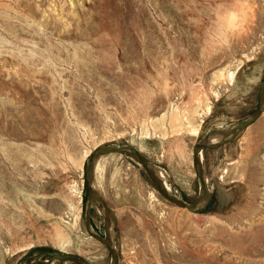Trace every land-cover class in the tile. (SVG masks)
I'll return each instance as SVG.
<instances>
[{"label": "rangeland", "instance_id": "1", "mask_svg": "<svg viewBox=\"0 0 264 264\" xmlns=\"http://www.w3.org/2000/svg\"><path fill=\"white\" fill-rule=\"evenodd\" d=\"M263 85L264 0H0V264H112L85 225L94 152L139 150L194 203L196 145L249 119ZM202 156L196 213L133 158H97L91 229L106 237L105 204L120 264H264V112Z\"/></svg>", "mask_w": 264, "mask_h": 264}, {"label": "water", "instance_id": "2", "mask_svg": "<svg viewBox=\"0 0 264 264\" xmlns=\"http://www.w3.org/2000/svg\"><path fill=\"white\" fill-rule=\"evenodd\" d=\"M253 115L246 120H243L239 122V124L235 125V128L229 131H226L224 133V138L219 141L218 143H211L207 141V139L203 140V142H200L196 145L195 151H194V167L195 170L199 176V181L202 182V185L205 182L206 179V170L203 165V156L202 153L205 150H216L224 146L226 143L233 141L234 139L238 138L240 134L248 129L250 126L256 122L261 115L264 112V85L262 86V89L259 93L258 98V104L256 108L254 109ZM109 154H125L126 156L133 158L137 162H139L147 175L149 176V179L151 180L152 185H154L161 196L166 200L172 202L174 205L178 206L179 208L187 209L191 212H198V210H201L203 208H206L208 204L204 207H199L200 200L199 198L196 199L194 203H189L186 200L182 199L180 196L175 195L171 190L167 189L166 186L163 185L162 181L158 178V175L156 172H154L150 166V162L142 155V153L139 150H136L135 148L123 145V146H108V147H101L98 148L94 154L89 158V162L86 165V188H87V208L85 212V225L86 230L89 232V234L94 237L96 240L98 239L102 244L107 246L108 250L111 253L112 257V264H120L119 261V250L113 246L112 240L110 239L108 233L106 234V237L101 236L99 233H95L91 229V222H90V213L91 209L94 207L95 199H99L96 192L92 188V172L95 165V161L100 156H106ZM204 193L205 196L209 193V186L205 185L204 187ZM210 199V196H209ZM107 211L110 213L107 206L104 204ZM109 220V219H108ZM41 256L47 257V260L43 259H28L30 264H54L55 261L59 262H72L74 264H88L84 260H82L79 256L72 255V254H66L60 251H42L40 253ZM19 262L18 264H20Z\"/></svg>", "mask_w": 264, "mask_h": 264}, {"label": "bare ground", "instance_id": "3", "mask_svg": "<svg viewBox=\"0 0 264 264\" xmlns=\"http://www.w3.org/2000/svg\"><path fill=\"white\" fill-rule=\"evenodd\" d=\"M230 127V126H229ZM235 126H232L231 128H228V129H225L224 131H218V132H215L213 134H210V138L207 139V141L211 143H218L219 141H221L223 138H224V133L226 131H229V130H232L234 129ZM150 166L152 168V170L154 172H156V174L158 175V178L162 181L163 185L167 187V189L171 190L170 186H167V182L169 180V175H167L165 173V171H162L161 169H159L156 165L154 164H151L150 163ZM207 178L205 179V182L204 184L202 185V182H201V187H200V193H199V200H200V203H199V207H204L206 206L210 199H209V196L210 194L208 193L207 196H205V193H204V187L205 185L207 184ZM3 183V182H2ZM172 191V190H171ZM95 205L93 208L96 207L97 204H99L97 202V199H95L94 201ZM99 207V206H98ZM1 208V206H0ZM101 210H102V214H105L104 216H106L109 220H107V223H106V232H108V235L110 237V239L112 240V244L113 246H115L117 249H118V246L114 240V237H115V232L113 231V217L111 216V212L109 213L107 211V209L103 208V207H100ZM98 209V208H97ZM107 234V233H106Z\"/></svg>", "mask_w": 264, "mask_h": 264}]
</instances>
